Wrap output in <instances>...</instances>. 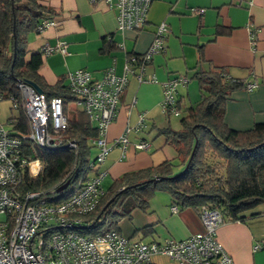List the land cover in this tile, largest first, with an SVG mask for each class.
Returning a JSON list of instances; mask_svg holds the SVG:
<instances>
[{"label":"crops","instance_id":"1","mask_svg":"<svg viewBox=\"0 0 264 264\" xmlns=\"http://www.w3.org/2000/svg\"><path fill=\"white\" fill-rule=\"evenodd\" d=\"M38 1L54 10L53 17L58 25L41 32H29L27 56L31 52H42L43 61L38 72L50 84L78 68L90 71L95 78H100L109 66L114 67L116 74H122L129 57L143 55L148 49L156 26L160 22L167 25L165 49L155 53L143 69L145 74L152 73L157 82H140L134 74L127 75V84L106 138L111 142L126 126L137 127L141 115L143 126L128 135L129 142L124 149L113 146L97 166L104 172L103 191L107 188L104 186L107 180L109 186L126 172L176 158L175 148L158 132L159 128L170 126V115L159 112L162 83L167 79L187 78L186 82L176 86L175 94L180 108H187L200 98L193 72L197 68L205 70L209 64L224 67L229 77L256 83L252 90L239 88L227 98L226 125L246 130L255 123L264 122V0H152L145 25L134 30L118 29L116 10L103 2ZM194 7L203 8V12L192 14ZM248 26L255 29L254 47L249 41ZM58 41L67 43L66 54L59 51L43 53L45 43L55 45ZM133 66L139 67L135 63ZM142 140L149 143L147 149L135 147ZM172 204L166 192H156L149 199L148 209H134L130 217L124 218L129 221L124 224V230L119 223L118 230L129 238L145 242L184 239L202 230L195 209L186 207L172 212ZM216 237L233 264H264V213L244 221L225 220L218 226ZM255 245L259 247L254 249ZM149 264L180 263L155 255Z\"/></svg>","mask_w":264,"mask_h":264},{"label":"trees","instance_id":"2","mask_svg":"<svg viewBox=\"0 0 264 264\" xmlns=\"http://www.w3.org/2000/svg\"><path fill=\"white\" fill-rule=\"evenodd\" d=\"M54 14L50 6L38 0H0V93L4 99L13 97L18 103L16 109L10 105L17 112L6 122L10 133L16 136L28 132L19 106L18 81L36 85L47 100L56 96L62 99L67 125L60 135L76 146L38 148L42 170L35 178L24 175L21 182L22 188L41 191L48 200L60 203L91 175L89 162L96 155L92 140L97 137V130L84 111L76 106L70 108L76 97L66 77L48 83L38 72L42 52L27 56L28 33L36 30L41 20L54 19ZM133 57L132 65L139 66L142 55ZM192 77L198 83L199 100L178 114V129H158L175 148L176 158L114 179L97 206L76 214L78 224L64 229L86 235L119 231L121 219L130 217L134 209L146 211L149 199L159 191L166 192L178 209L191 207L197 212L198 206L205 204L219 210L226 220L244 221L264 213V209L254 210L264 205V122L246 130L232 129L224 122L227 98L234 90L245 88L247 82L229 77L226 68L212 64L205 70L197 68ZM66 182L67 187L57 192Z\"/></svg>","mask_w":264,"mask_h":264},{"label":"built area","instance_id":"3","mask_svg":"<svg viewBox=\"0 0 264 264\" xmlns=\"http://www.w3.org/2000/svg\"><path fill=\"white\" fill-rule=\"evenodd\" d=\"M95 4L103 2L116 10L117 28L140 29L146 23L147 12L152 0H88ZM203 8H191L192 14H201ZM58 25L56 19H43L36 31ZM248 37L252 47L256 42L255 29L250 26ZM168 28L160 22L154 31L153 40L142 55L139 67L134 68L133 56L124 65L123 73L116 74L114 67H107L100 78H95L86 69L78 68L67 72L68 87L76 97L74 104L84 111L96 127L97 137L92 144L97 153L89 162L91 175L63 202L48 200V196L38 190L21 187L24 175L37 177L42 163L37 149L44 147L74 148L75 142L65 140L60 132L67 125L60 97L47 100L42 92L24 81H18L19 106L28 124L27 134L12 135L6 123L0 121V264H149L155 255L166 256L180 264H233L231 256L224 250L216 237V230L226 218L211 206L201 204L197 214L202 230L184 239L166 238L162 241L145 242L129 238L117 230L95 235L80 234L63 227L78 224L76 214L93 210L103 194L101 181L104 172L101 164L115 145L124 149L129 142L128 135L133 129L143 126L141 115L137 127L126 126L122 134L108 142L106 138L110 123L117 114L121 93L127 84V75L132 73L140 82H157L152 73H143L144 66L151 57L165 49ZM43 53H67V43L58 41L55 45L45 43ZM187 78L175 76L162 83L160 111L178 115L180 106L176 102V86ZM255 82H247L246 89L252 90ZM4 96L0 93V101ZM11 107L18 103L9 97ZM146 140L138 142L137 149H147ZM28 151H24V149ZM172 212H177L175 204ZM61 228V230L59 229ZM59 229V230H58ZM259 245H255L254 249Z\"/></svg>","mask_w":264,"mask_h":264},{"label":"rangeland","instance_id":"4","mask_svg":"<svg viewBox=\"0 0 264 264\" xmlns=\"http://www.w3.org/2000/svg\"><path fill=\"white\" fill-rule=\"evenodd\" d=\"M75 104H70V108H74ZM181 112L180 114L182 115L185 111V108L181 107L180 108ZM159 112L161 113V111L159 110ZM14 113V110H12L10 108V102L7 99H4L2 101H0V121L3 123H6L8 118ZM163 114V113H161ZM170 115V121L169 124L171 127L174 128H178L180 127V122H179V118L181 117L180 115H174V114H169ZM96 147H93L92 152L93 155L96 154L95 153ZM104 186L108 187V180L104 182ZM58 195V194H57ZM264 209V205H258L257 207L254 208V210H263ZM129 221L127 219H121V221L119 222V227L122 226L123 230H124V224H127ZM145 240V238L143 239ZM146 241V240H145Z\"/></svg>","mask_w":264,"mask_h":264},{"label":"water","instance_id":"5","mask_svg":"<svg viewBox=\"0 0 264 264\" xmlns=\"http://www.w3.org/2000/svg\"><path fill=\"white\" fill-rule=\"evenodd\" d=\"M33 86L36 88V90H37L38 92H41V90H40L36 85L33 84ZM67 185H68L67 182L64 183V184L61 185L56 191H57V192L63 191V190L67 187Z\"/></svg>","mask_w":264,"mask_h":264}]
</instances>
